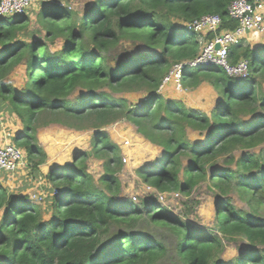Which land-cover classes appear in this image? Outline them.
I'll use <instances>...</instances> for the list:
<instances>
[{"label": "trees", "instance_id": "trees-1", "mask_svg": "<svg viewBox=\"0 0 264 264\" xmlns=\"http://www.w3.org/2000/svg\"><path fill=\"white\" fill-rule=\"evenodd\" d=\"M232 1L96 0L79 18L68 3L44 0L41 29L29 35L28 13L0 18V111L8 108L23 126L10 133L26 152L27 169L39 172L47 162L37 128L51 123L96 131L93 152L105 158L98 181L84 151L52 167L45 208L0 182V264H154L168 254L167 233L181 264H264V47H232L231 64L251 62L244 79L221 66L184 67V88L208 83L217 92L211 114L160 92L174 66L200 52L187 23L219 14L223 29H234ZM20 67L22 89L9 81ZM140 92V103L125 96ZM124 120L162 149L156 165L137 169L157 191L189 196L207 179L220 191L211 227H195L156 198H119L123 157L106 127ZM188 128L205 140L193 141ZM234 190L248 198L249 210L234 204ZM231 242L239 253L226 260Z\"/></svg>", "mask_w": 264, "mask_h": 264}, {"label": "rangeland", "instance_id": "rangeland-1", "mask_svg": "<svg viewBox=\"0 0 264 264\" xmlns=\"http://www.w3.org/2000/svg\"><path fill=\"white\" fill-rule=\"evenodd\" d=\"M43 1L44 0H37L35 5L28 11L27 15L30 20L28 23V28L25 30L28 32V35L41 29V26L38 22V15L41 13ZM62 1L64 4L68 3L69 6H71L77 12L76 15L81 18L85 12V8L96 0ZM250 43H252L251 46L254 48L264 47V33L259 34L253 32V34H249L248 41H244V44ZM60 48V42L52 45V49L54 51H58ZM170 75L171 71L166 77ZM26 80L27 76L25 67H20L15 70V72L9 78V81L19 89L25 87ZM160 92L168 99L181 100L187 105V107L203 111L207 114H211L219 100L217 92L208 83H204L196 89H186L182 85L181 89L177 85L174 77L171 78V80L164 86L163 89H160ZM125 96L128 97L132 103H140L145 97L144 93L142 92L126 93ZM8 101L9 100H2L1 105L8 104ZM0 122L5 123L6 129L11 125L9 128L10 132H12L13 135L17 134V123L19 120L14 114H11L6 107L0 111ZM106 131H108L112 142L118 145L121 156L123 157L126 155L128 158V162L126 163L123 162L122 158L123 167L118 174L123 184L122 192L119 196L120 199L129 198L134 203L140 204V202L147 198H156L159 203H162V205L168 207V209L173 214L178 215L184 220H188L195 227L205 229L212 226V223L215 220L216 210L218 208V195L220 191H218L215 186H211L212 182L209 179L201 182L197 187H195L189 196H185L184 194L177 192L170 194L168 197L165 196V198L161 200L158 197V193L148 191L147 186L149 184L145 182L139 174H137V169L142 166L156 165L163 155L162 149L146 140L136 131L135 126L132 123L125 120L119 122V124L117 122L109 125L106 127ZM95 132L96 131L88 129L87 127L83 130H75L58 123L41 125L37 128L39 142L41 137L45 145H52L53 153L55 154L56 159H52L50 164L51 167L72 164L74 162V158L77 157L80 152L84 151L89 155L86 158L89 171L98 181L99 178L105 175V166L103 164L105 158L97 157L93 152V138ZM188 134L195 142H202L205 140V133V135L200 134L198 131L188 128ZM125 137L131 140L133 143L132 146H122ZM241 152L242 151H238V153ZM183 163L186 166V159H183ZM28 174L29 176L24 175L23 177H25V180L33 182V184L30 185L31 190L27 191L28 193L26 192L21 194H29L28 196L35 200L38 206L45 208L48 205V196L51 192V190L48 188L51 186L47 185V181L49 179L46 177V182H44L45 180L41 179L40 176L44 177L45 174H41L37 172V170L33 171V169L29 170ZM16 183H18V181ZM24 184L27 183L24 182ZM100 185L103 186L102 184ZM28 187L29 186H25L23 192H25ZM14 190L20 189L14 188ZM37 196L42 198L38 200ZM232 196L234 198V204L238 208L249 210L248 198L243 199L241 195L235 190L232 192ZM29 205L31 206L32 204L29 203ZM1 217L2 215H0V221ZM46 218L49 219L50 215L47 214ZM165 238L169 248L168 254L164 258L156 261L154 264H181L175 248L174 237L167 233ZM242 243L246 244V242ZM239 247L240 246H238L236 242L229 243L224 252V258L229 260L237 257L239 253Z\"/></svg>", "mask_w": 264, "mask_h": 264}, {"label": "built area", "instance_id": "built-area-1", "mask_svg": "<svg viewBox=\"0 0 264 264\" xmlns=\"http://www.w3.org/2000/svg\"><path fill=\"white\" fill-rule=\"evenodd\" d=\"M36 1L0 0V18L27 14ZM228 13L230 19L237 22L234 29H223V17L219 14H205L187 23V28L198 35L197 43L200 46V52L195 59L175 65L171 75L164 79L160 89H163L173 77L179 88L182 89L181 76L182 70L186 65L192 67L202 65L221 66L231 76L241 79L251 75V62L248 59H241L237 64H231L230 53L234 45L248 41L249 34H253V32L264 33V0H233L228 7ZM210 34L213 35L212 38L209 37ZM217 43L220 44L219 49H216ZM6 136L11 138L12 134L8 132ZM132 144L131 140L125 137L122 146L129 147ZM123 162H128L126 155L123 156ZM27 166V155L21 147L12 141L0 144V182L3 181L4 173H6L8 178H12L20 171L29 172ZM147 187L149 192L158 193V197L161 200L165 196L168 197L166 193L157 191L151 185ZM41 198L37 196L38 200ZM30 200V202L37 204L32 198Z\"/></svg>", "mask_w": 264, "mask_h": 264}, {"label": "crops", "instance_id": "crops-1", "mask_svg": "<svg viewBox=\"0 0 264 264\" xmlns=\"http://www.w3.org/2000/svg\"><path fill=\"white\" fill-rule=\"evenodd\" d=\"M17 126H18L17 131H20V130L23 129V126L19 122L17 123ZM10 127H11V125L6 129L5 128V123L4 122L3 123L0 122V134H1L0 135V144L3 143V142H6V141H12V138H8L6 136V133L10 132V130H9ZM40 144L42 145V147L45 149V151L47 152V154L49 156L47 162L40 166V171H39V173L45 174L44 177L43 176H40V177H41V179L45 180L44 182H46V179H47L46 177L48 175V172L52 168L50 166V164L52 162V159L55 160L56 157H55V154L53 153L52 145L51 146L45 145V143L43 142L41 137H40ZM29 174H28L27 171H20V172L16 173L15 176H13L12 178H8L7 175H4L2 182L7 187H9L11 189V191H14L16 193H18V192L19 193H26L27 191L31 190L30 185H32L33 182H29V181L25 180V177H23V176L24 175L25 176H29ZM17 181H18V183H16ZM24 182H26L27 184H24ZM25 186H29V187L25 190V192H23ZM14 188H19L20 190H14Z\"/></svg>", "mask_w": 264, "mask_h": 264}, {"label": "water", "instance_id": "water-1", "mask_svg": "<svg viewBox=\"0 0 264 264\" xmlns=\"http://www.w3.org/2000/svg\"><path fill=\"white\" fill-rule=\"evenodd\" d=\"M219 48H220V44L217 43V45H216V49H219Z\"/></svg>", "mask_w": 264, "mask_h": 264}]
</instances>
